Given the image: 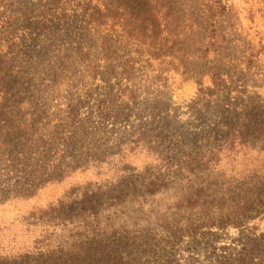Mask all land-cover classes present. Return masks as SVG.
I'll use <instances>...</instances> for the list:
<instances>
[{"label": "trees", "instance_id": "obj_1", "mask_svg": "<svg viewBox=\"0 0 264 264\" xmlns=\"http://www.w3.org/2000/svg\"><path fill=\"white\" fill-rule=\"evenodd\" d=\"M23 1L0 0L13 12H0V27L22 14ZM192 1H201L206 16L198 51L212 86L199 89L188 121L161 108L158 96L136 113L127 109L138 101L128 59L127 82L96 97L91 112L100 123L119 124L112 143L80 127L0 133V210L74 180L55 201L22 216L26 244L6 239L0 224V264H144L148 252L213 228H239L264 211V99L233 95L226 82L217 39L223 0ZM148 3L159 12L155 0ZM134 156L146 165L123 166ZM251 241L257 251L220 264H264V233Z\"/></svg>", "mask_w": 264, "mask_h": 264}, {"label": "rangeland", "instance_id": "obj_2", "mask_svg": "<svg viewBox=\"0 0 264 264\" xmlns=\"http://www.w3.org/2000/svg\"><path fill=\"white\" fill-rule=\"evenodd\" d=\"M200 2L155 0V13L148 0H24L22 14L0 27V133H72L80 127L112 143L119 124L100 123L91 112L96 97L127 82L122 73L128 59L138 101L127 109L136 113L158 96L161 108L180 123L188 121L199 89L212 86L198 51L207 39ZM223 3L227 12L218 21L217 39L226 82L233 95L243 91L264 99V0ZM0 12L13 14L6 5ZM145 165L143 156H134L123 166ZM72 183L1 209L6 239L26 244L22 216L55 201ZM263 233L264 211L239 228H213L148 252L142 262L220 264L257 251L251 239Z\"/></svg>", "mask_w": 264, "mask_h": 264}]
</instances>
